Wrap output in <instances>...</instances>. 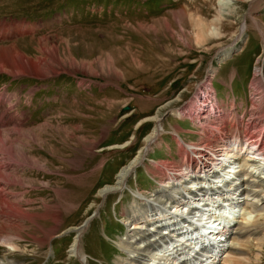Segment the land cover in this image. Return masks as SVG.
Instances as JSON below:
<instances>
[{
    "label": "rangeland",
    "instance_id": "rangeland-1",
    "mask_svg": "<svg viewBox=\"0 0 264 264\" xmlns=\"http://www.w3.org/2000/svg\"><path fill=\"white\" fill-rule=\"evenodd\" d=\"M244 20L239 50L219 60L218 51L231 44ZM0 50L26 65L22 72L0 70V134L13 152L0 150V234L15 246L9 252L0 244V258L18 264H83L70 254L72 229L95 211L79 239L86 264L120 260L123 248L104 232L121 236L120 216L134 205L127 191L117 204L121 190L99 191L115 184L122 167L144 149L155 116L160 134L169 122L187 127L182 117L194 119L205 132L191 144L211 140V150L219 146L212 127L221 121L187 117L195 107L206 110L213 75L217 96L231 97L218 80L235 69L240 77L232 88L245 104L244 78L253 67L254 95L248 88L249 109L237 113L245 123L253 119L250 130H264V0H227L224 6L218 0H0ZM176 108L182 117L172 115ZM139 119L146 122L138 127ZM127 140L134 148L128 159L117 148ZM108 168L117 178L97 182ZM137 182L143 189L153 185L144 166L137 168ZM253 220L250 229L257 233L236 238L247 252L237 264H264V218Z\"/></svg>",
    "mask_w": 264,
    "mask_h": 264
},
{
    "label": "bare ground",
    "instance_id": "bare-ground-1",
    "mask_svg": "<svg viewBox=\"0 0 264 264\" xmlns=\"http://www.w3.org/2000/svg\"><path fill=\"white\" fill-rule=\"evenodd\" d=\"M226 3L227 0H218L220 6ZM219 12L221 16L223 9L221 11L219 9ZM245 28L244 20L241 21L231 44L218 51L219 60L226 58L237 48L236 45L242 40ZM1 52L0 50V70L19 72L25 70L26 65L24 66L23 60L17 59L19 58L17 54L13 53L12 57ZM10 57V62L5 61ZM27 62L32 63L28 59ZM248 88V92L254 95V92L250 91V88L255 91L254 85L249 84ZM205 93L211 97L206 110L199 113L195 107V111L187 117L193 116L197 121L200 117L207 122L217 120V124L218 120L222 122L223 126L219 124L215 126L214 123L212 127L216 130L213 137L219 141L216 149L211 150L209 145L211 140L203 142L201 140L197 146L186 145L187 151L183 167L180 169L181 173L168 171L163 181L152 177L160 186L158 194H144L131 189L128 186L129 179L136 177L138 167L145 166L151 151L149 148L157 141L161 131L159 126L161 118L155 116L152 118L155 125L152 132L145 137L144 149L141 147L134 159L122 167L115 184L106 185L99 191L101 196L102 194L105 196L108 192L121 190L117 192L118 199H122L127 191L134 205L133 212L124 210L122 218L124 221L123 223L120 221L124 230L123 235L111 240L113 246L123 248V251H119L124 256L120 254L122 257L115 264H237L247 253L242 246L243 240L240 243L236 238L243 236L248 238L256 234L257 232H252L254 228L250 229L256 224L253 219L264 218V130L261 132L250 130V127H255L252 118H246L248 123H245L242 116L238 115L236 107H231L230 114L224 113L225 110L222 111L221 106L216 103L214 91ZM171 113L176 114L174 115L176 117L181 115L177 108ZM211 117L214 119L211 120ZM249 122H252L251 126ZM0 150L8 154L13 153L5 136L1 134ZM19 157H24V154ZM3 195L0 193V198L5 196ZM152 202H155L156 206L152 205ZM83 226L72 229L75 236L70 246V254L86 264L84 254L79 248V239L82 231L86 229V226ZM8 238L10 236L0 234V244L8 245V251L11 252L15 246L7 242ZM208 244L211 249L217 248L220 257H212L211 254L209 258L205 257L211 251L207 253L204 251ZM0 264L18 263L0 258Z\"/></svg>",
    "mask_w": 264,
    "mask_h": 264
},
{
    "label": "crops",
    "instance_id": "crops-1",
    "mask_svg": "<svg viewBox=\"0 0 264 264\" xmlns=\"http://www.w3.org/2000/svg\"><path fill=\"white\" fill-rule=\"evenodd\" d=\"M225 76L226 77L228 76V78L225 77L226 78L225 80H218V82H220L224 86L225 90H226V87L225 86H228L229 87V89L227 90V92L225 91V94H231V93H233L234 95H232L231 97L230 96H227L225 98L218 97L217 96L218 101L221 104H223V105L226 104V102H227L228 99H230L232 97H237V95L233 91L232 84H233V82L236 79H239V77H240L238 74H236L235 69H232L231 73L230 74H227ZM250 77L251 76L249 75L248 80L246 78H244L245 81H246L245 82V85H244L245 86L244 87V94H245L246 86H247V84L249 82ZM213 87H214V84H213ZM214 90L216 92L215 87H214ZM142 120L143 119H139L137 121L138 127L140 125H142V123H145L146 122V121H143L142 122ZM168 126H169L168 129L165 130V128H164L165 134H163L161 132V134L159 136V141L157 143H155V145L152 147L151 151L149 152L148 158L149 159H152V160H154L156 162H159V163H164V164L170 165V164L177 163V161L179 160V157L181 155L180 154L181 153L180 152L181 143H180L179 140H182L184 142H190V141H192L191 140V137L195 136V139H196V135H195V131H193V128H191V125L190 126H187V127H182L179 124V122H177L175 124L169 122V125ZM137 129L138 128H136L135 130H137ZM135 130L133 131L132 135L129 137L130 139H132L133 136L135 135ZM174 136H177V138L174 137ZM131 143L132 142H130V140H127V141H125L122 144L123 146H121V147L118 146L117 147L119 149L118 152L121 153L124 158H127L128 159V158H130V156L133 155L134 148H131V145H132ZM109 147H111V146H109ZM109 149H113V148H109ZM154 152H158L161 155L158 156V157H155L154 155H152V154H155ZM108 167H111V163H110V165ZM108 169H109V172H110L111 168H108ZM145 171L147 173H151V174H154V175L155 174L156 175L159 174L158 171H157V169H156V167L150 161L146 162ZM109 172L108 171H104V175L99 176L97 178V182H111L112 180H114V178H116V176H117L116 172L114 170H112L110 173ZM137 186L139 188H141L140 185H139V183H137ZM150 188H152V187H150ZM141 189H143V188H141ZM117 201L114 204H117ZM104 231H105V229H104ZM118 233H120V232L119 231L118 232L113 231L111 233L113 235H111V234H108L107 232L106 233L104 232V234H106L105 235V238L107 240H108L109 237H111V238L115 237ZM109 244H111V243H109Z\"/></svg>",
    "mask_w": 264,
    "mask_h": 264
},
{
    "label": "water",
    "instance_id": "water-1",
    "mask_svg": "<svg viewBox=\"0 0 264 264\" xmlns=\"http://www.w3.org/2000/svg\"><path fill=\"white\" fill-rule=\"evenodd\" d=\"M238 50H239V48H235L234 51L231 52V54L228 55V56L226 57V59L232 57L233 54H235ZM224 59H225V58H224ZM167 115H168V112L164 113V116L162 117V119L165 118ZM102 195H103V194H102ZM95 215H96V211L93 212L92 214H90L89 217L84 221L83 224H84L85 226H88V225H89V222L91 221V219H92Z\"/></svg>",
    "mask_w": 264,
    "mask_h": 264
},
{
    "label": "built area",
    "instance_id": "built-area-1",
    "mask_svg": "<svg viewBox=\"0 0 264 264\" xmlns=\"http://www.w3.org/2000/svg\"><path fill=\"white\" fill-rule=\"evenodd\" d=\"M259 61H261V63H262L263 60H259ZM261 65H262V64H261Z\"/></svg>",
    "mask_w": 264,
    "mask_h": 264
}]
</instances>
